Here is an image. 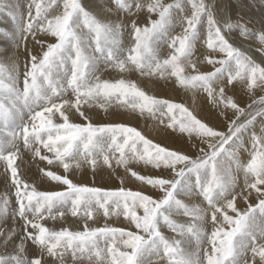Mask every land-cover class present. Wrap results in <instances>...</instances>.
I'll list each match as a JSON object with an SVG mask.
<instances>
[{
	"label": "snow or ice",
	"instance_id": "6c2138e0",
	"mask_svg": "<svg viewBox=\"0 0 264 264\" xmlns=\"http://www.w3.org/2000/svg\"><path fill=\"white\" fill-rule=\"evenodd\" d=\"M25 7L0 0L16 21L0 29V264H264V0ZM178 88L209 106L166 94ZM113 105L139 116L96 118Z\"/></svg>",
	"mask_w": 264,
	"mask_h": 264
},
{
	"label": "bare ground",
	"instance_id": "6f19581e",
	"mask_svg": "<svg viewBox=\"0 0 264 264\" xmlns=\"http://www.w3.org/2000/svg\"><path fill=\"white\" fill-rule=\"evenodd\" d=\"M9 2L12 6L16 8L17 16L19 15L20 12L26 11V7L22 6L21 0H9ZM165 2H172V0H165ZM81 3H83L84 6L89 9V11H93L95 14H100L101 9L106 10L108 7H111L112 4H114V0H81ZM258 7L259 5H257V9ZM257 9H254L253 11L255 12ZM9 10L10 9L0 10V29H7L9 32H11L14 30L16 21H14L10 16L7 15V12ZM141 18L143 19V15H141ZM178 31H179L178 28L175 29L173 34L178 33ZM0 46H5V47L11 46V41L2 32H0ZM198 48H199V51L196 53V56H201V53H204V55H207L210 51H212V50L206 49V47L200 48L199 45H198ZM213 54L219 55V53H213ZM116 75H117L116 72L111 73V76H116ZM126 78L136 80L137 83L141 84L146 91H148L149 89H155L157 93H160L162 91L157 85H155L154 83L155 78L139 77V73L135 71L127 74ZM161 83H163V81H161ZM166 94L169 96H173L177 99V101L186 103L187 105H190L194 108H207L209 106L208 102L204 99L203 92H194L192 90L178 88L176 90L167 91ZM109 112L112 113L110 117L106 115L105 113H103V111L101 110L99 113H96V118L100 120L111 119L113 121H121L124 119L139 116L138 113H129L127 109L116 108L115 105H113L109 109ZM156 123L157 122L153 121L151 118L145 119L144 117H139V119H133V124L134 125L138 124L142 130L146 131V134L148 132H152V133L155 132ZM149 138H151V136ZM241 157L242 159L246 158L247 153L242 152ZM24 160H25V170L28 176L30 177V182L35 183L38 188H41V190L49 188L50 185L48 184V182L42 180L37 173V167H38L37 162L32 160L29 155H26L24 157ZM39 166L42 167L43 164H40ZM118 171L120 175L123 176V178L125 179L126 185L137 186L138 182L135 181L134 178H131L130 174L129 176H124V169L122 167ZM85 172H86V169L76 170V175L77 177L83 178L85 182H88L90 174L85 175ZM3 173H4L3 165L0 164V197H2L3 194L8 191V189L4 185ZM104 176H107V173H104ZM116 182L118 181L115 179H113L112 181H106V180H102L100 177H97L98 184L110 183L112 185H115L117 184ZM97 218L100 219V214H98ZM182 219H187V218H182ZM100 223L101 224L103 223L102 219H100ZM75 224H76V221L74 220V218L69 217L66 221L65 226H74ZM118 225H120V221Z\"/></svg>",
	"mask_w": 264,
	"mask_h": 264
},
{
	"label": "rangeland",
	"instance_id": "374dc122",
	"mask_svg": "<svg viewBox=\"0 0 264 264\" xmlns=\"http://www.w3.org/2000/svg\"><path fill=\"white\" fill-rule=\"evenodd\" d=\"M30 2V0H21V4H22V6L24 7V6H26V4L27 3H29ZM142 19V18H141ZM220 56H222L223 54H219ZM197 57H200V56H197ZM262 94H264V93H262ZM244 99L245 100H247V97H244ZM250 102V101H249ZM2 171H3V169H2ZM135 180V179H134ZM117 184H118V182H116ZM116 185V184H115ZM115 185H113V186H115ZM126 186H128V187H134L133 188V190H137V186H131V185H126ZM112 220H114L115 221V224H114V226H120V225H118V223H119V221L122 219V218H118V217H115V216H113L112 218H111ZM103 220V219H102ZM118 222V223H117ZM166 231V230H165ZM166 234H168V232L166 231ZM170 234V233H169Z\"/></svg>",
	"mask_w": 264,
	"mask_h": 264
}]
</instances>
